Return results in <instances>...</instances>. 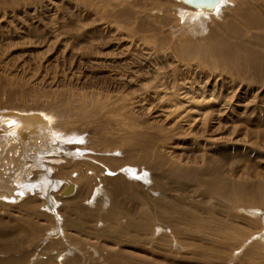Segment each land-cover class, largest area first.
<instances>
[{
    "label": "rangeland",
    "instance_id": "374dc122",
    "mask_svg": "<svg viewBox=\"0 0 264 264\" xmlns=\"http://www.w3.org/2000/svg\"><path fill=\"white\" fill-rule=\"evenodd\" d=\"M220 8L0 0V112L61 180L0 195V264H264V0Z\"/></svg>",
    "mask_w": 264,
    "mask_h": 264
},
{
    "label": "bare ground",
    "instance_id": "6f19581e",
    "mask_svg": "<svg viewBox=\"0 0 264 264\" xmlns=\"http://www.w3.org/2000/svg\"><path fill=\"white\" fill-rule=\"evenodd\" d=\"M177 1L186 5L180 0ZM224 1L220 0L211 10L199 6H186L194 9L197 15L209 18V16L218 13V9L222 7ZM13 112L10 110L0 112V195L3 196L2 201L5 202H16L23 196L26 198L29 192V196L37 192L44 195L49 185L53 190L60 187L61 184V180L49 177V173L53 169L51 164H54V161L57 162V158L54 156L52 158L49 155L54 154V149L60 142L52 133L47 119L36 112ZM46 159H50L47 161L49 163L47 165L43 162ZM34 170L38 172L37 176L29 179ZM69 183L72 182L64 181V189ZM75 187L74 185V190ZM95 191L93 195V192L91 193L90 198L100 192L98 189ZM239 191L244 192L241 189L235 192ZM50 231L53 235L56 234L54 229Z\"/></svg>",
    "mask_w": 264,
    "mask_h": 264
},
{
    "label": "water",
    "instance_id": "95a60500",
    "mask_svg": "<svg viewBox=\"0 0 264 264\" xmlns=\"http://www.w3.org/2000/svg\"><path fill=\"white\" fill-rule=\"evenodd\" d=\"M181 2H184L186 5L189 6H199L206 8L208 10H211L214 6L218 4L220 0H180ZM74 191V185L72 183H69L68 186L65 188L64 192L62 194L64 196L72 193ZM95 189L93 190L92 195L95 193Z\"/></svg>",
    "mask_w": 264,
    "mask_h": 264
}]
</instances>
